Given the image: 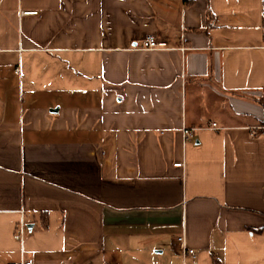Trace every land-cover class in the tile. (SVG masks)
<instances>
[{
	"label": "crops",
	"instance_id": "1",
	"mask_svg": "<svg viewBox=\"0 0 264 264\" xmlns=\"http://www.w3.org/2000/svg\"><path fill=\"white\" fill-rule=\"evenodd\" d=\"M178 237L264 264V0H0V264H193Z\"/></svg>",
	"mask_w": 264,
	"mask_h": 264
},
{
	"label": "built area",
	"instance_id": "2",
	"mask_svg": "<svg viewBox=\"0 0 264 264\" xmlns=\"http://www.w3.org/2000/svg\"><path fill=\"white\" fill-rule=\"evenodd\" d=\"M24 14L33 15L36 13L34 12V13H24ZM141 49L145 51L164 50V49H167V44L164 42H157L152 37L148 36L142 40ZM210 128L214 131L219 130V128H217V125L215 123L211 124ZM193 133H194V130L192 129L184 128L182 130L183 138L185 140H188L189 138L193 137ZM251 136L256 137V134H252ZM181 166H182L181 163H177L174 165V167H181ZM16 226L17 228H16V233L14 235V238L15 240L21 243L23 233L25 230V225L22 222H19ZM176 242L179 246V249L184 252V256H189L192 259L193 264H196L197 262L196 252L192 249H186L185 244H184V239L182 237H178L176 239ZM18 264H33V261L30 258H26L21 263H18Z\"/></svg>",
	"mask_w": 264,
	"mask_h": 264
},
{
	"label": "trees",
	"instance_id": "3",
	"mask_svg": "<svg viewBox=\"0 0 264 264\" xmlns=\"http://www.w3.org/2000/svg\"><path fill=\"white\" fill-rule=\"evenodd\" d=\"M256 233H261V231H255Z\"/></svg>",
	"mask_w": 264,
	"mask_h": 264
}]
</instances>
